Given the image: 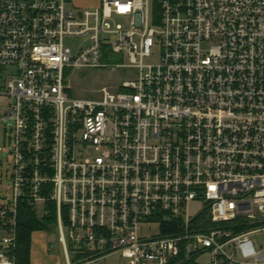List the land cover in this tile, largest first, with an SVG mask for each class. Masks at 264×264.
Returning a JSON list of instances; mask_svg holds the SVG:
<instances>
[{
	"label": "built area",
	"instance_id": "1",
	"mask_svg": "<svg viewBox=\"0 0 264 264\" xmlns=\"http://www.w3.org/2000/svg\"><path fill=\"white\" fill-rule=\"evenodd\" d=\"M86 2L0 0V264H15L21 200L53 207L65 264H264L250 238L264 232V0ZM93 70L134 77L67 96Z\"/></svg>",
	"mask_w": 264,
	"mask_h": 264
},
{
	"label": "rangeland",
	"instance_id": "2",
	"mask_svg": "<svg viewBox=\"0 0 264 264\" xmlns=\"http://www.w3.org/2000/svg\"><path fill=\"white\" fill-rule=\"evenodd\" d=\"M95 5H97L98 0H92ZM92 2H86L85 5L91 4ZM152 56L150 58H145L143 60L144 66L156 65L159 60L160 50L157 39H154V46L151 50ZM128 64V60H126ZM67 75V74H65ZM133 79L134 76L129 74V70H125L124 73L121 72H109L105 70H93V71H73L68 78L69 85L72 89L67 92V96L70 98H84L101 88V87H116L120 78ZM11 103V100L8 97L0 96V207L6 206L8 202H11V193L9 190V185L11 181L12 166L10 164L11 158L9 156L11 140V124L2 121L4 112L8 105ZM201 209L200 204L191 203L189 206V213L191 216H195ZM39 219L44 216L41 212L37 213ZM47 230V243L52 247L51 254L58 255L57 252L61 250L59 241H58V232L56 220L46 221ZM66 229V225H64ZM143 236L150 237L153 235H158V229L153 226L142 225ZM257 250L261 251L264 254V232L256 233L250 236ZM71 263H77L73 252L69 253ZM63 255L61 256V258ZM63 259V258H62ZM210 261L209 255H203L196 259L194 264H208ZM64 262V261H63ZM96 264H128V260L121 257L120 254H113L99 260Z\"/></svg>",
	"mask_w": 264,
	"mask_h": 264
},
{
	"label": "trees",
	"instance_id": "3",
	"mask_svg": "<svg viewBox=\"0 0 264 264\" xmlns=\"http://www.w3.org/2000/svg\"><path fill=\"white\" fill-rule=\"evenodd\" d=\"M50 210L49 216L39 219L33 205L29 201H19L16 217L17 240L15 248L11 252L15 264H30L31 235L36 231H46V221L55 222L56 217L53 207H50Z\"/></svg>",
	"mask_w": 264,
	"mask_h": 264
},
{
	"label": "crops",
	"instance_id": "4",
	"mask_svg": "<svg viewBox=\"0 0 264 264\" xmlns=\"http://www.w3.org/2000/svg\"><path fill=\"white\" fill-rule=\"evenodd\" d=\"M51 252L52 247L47 243L46 232H33L30 245V264H65L63 257L61 258V250L57 252L58 255L54 256Z\"/></svg>",
	"mask_w": 264,
	"mask_h": 264
}]
</instances>
